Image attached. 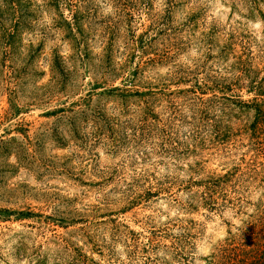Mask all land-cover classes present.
Returning a JSON list of instances; mask_svg holds the SVG:
<instances>
[{
    "label": "rangeland",
    "instance_id": "1",
    "mask_svg": "<svg viewBox=\"0 0 264 264\" xmlns=\"http://www.w3.org/2000/svg\"><path fill=\"white\" fill-rule=\"evenodd\" d=\"M259 88L238 0H0V264H206L264 207Z\"/></svg>",
    "mask_w": 264,
    "mask_h": 264
},
{
    "label": "trees",
    "instance_id": "2",
    "mask_svg": "<svg viewBox=\"0 0 264 264\" xmlns=\"http://www.w3.org/2000/svg\"><path fill=\"white\" fill-rule=\"evenodd\" d=\"M246 7L248 12L255 11L262 18L264 14L259 8V3L264 0H238ZM257 93L261 90L257 89ZM263 93V91H262ZM261 109H255L253 112L254 121L262 114ZM231 172H225L215 178L212 175L207 176L203 181L202 198L212 202L213 185L223 181ZM258 211V210H257ZM246 222H244L235 231H227V234L221 239L215 250L206 258V264H264V207L258 213H251ZM180 241V240H179Z\"/></svg>",
    "mask_w": 264,
    "mask_h": 264
}]
</instances>
